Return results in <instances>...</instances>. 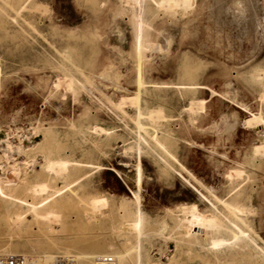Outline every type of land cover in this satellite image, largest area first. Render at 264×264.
<instances>
[{"label":"rangeland","instance_id":"rangeland-1","mask_svg":"<svg viewBox=\"0 0 264 264\" xmlns=\"http://www.w3.org/2000/svg\"><path fill=\"white\" fill-rule=\"evenodd\" d=\"M126 1L0 0V130L8 145L5 150L0 144L1 179L4 184L12 179L15 194L29 204L32 198L23 189L34 183L48 181L52 193L77 180L72 190L82 200L102 197L100 202L110 210L107 217L93 219L79 198L62 212L60 230L50 233L30 213L20 227L0 207V250L42 256V243L60 238L57 247L70 250L51 254L70 262L79 252L106 250L105 243L123 253L127 248L117 233L119 206L131 203L141 188L142 246L150 264H248L255 252L257 263L264 264L261 249L244 237L249 250L229 248L224 254L212 248L202 233L189 232L183 213L195 203L202 214L230 217L225 204L241 194L247 211L244 235L264 249V153L253 151L264 135L241 125L229 131L227 126L233 111L241 123L249 118L244 107L264 116V0H256L258 19L246 7L244 24L229 12L218 26L209 21L213 0H182L177 15L170 13L168 0H155L156 7L150 0H131L136 13L132 20ZM145 40L160 49H147ZM110 66L118 73L108 74ZM189 70L188 80L184 74ZM113 76H120L119 87L106 81ZM228 80L237 91V105L211 94L210 88L226 96ZM140 81L144 85L138 88ZM89 82L124 103L113 105L99 89L89 95ZM189 83L196 88H180ZM139 108L158 109L154 114L159 112L164 123L155 128L139 117ZM93 127L109 135L97 134ZM48 155L74 161L75 172L50 181ZM178 171L194 175L213 192L217 200L210 196L212 206L200 202ZM44 197L37 196L34 203ZM127 258L128 264L136 263L137 256Z\"/></svg>","mask_w":264,"mask_h":264},{"label":"bare ground","instance_id":"bare-ground-1","mask_svg":"<svg viewBox=\"0 0 264 264\" xmlns=\"http://www.w3.org/2000/svg\"><path fill=\"white\" fill-rule=\"evenodd\" d=\"M125 1L126 0H124V2ZM128 1H126V3L130 4V6H129L130 9H128V11H126V13L131 14V20H132V18L136 14L134 12V1H131V0H128ZM150 1L154 4L155 7L157 5H159L158 1L157 2L155 0H150ZM168 1L171 2L169 5L170 13L173 15L175 13V15H177L176 12L177 11L179 12V10L181 8L182 0H168ZM246 7L249 9V11H251L252 15L256 19L257 15H259L256 0H213V4H211L209 7V12H210L209 21L213 22L217 26L221 25V23L223 22V19H222L223 15H227V13L230 12L231 15L232 14L234 15L235 21L237 20L240 22V24H244L245 23L244 18H245L246 9H247ZM193 14H195V13H193ZM190 20H193V19H190ZM257 27H258V25H257ZM167 41H168V39H166V43H167ZM143 43L145 45H147L146 46L147 49L152 50V51L155 50V48H154L155 46L157 48L159 46L161 47L160 44L151 43L150 41H147V40H145ZM160 47H159V49H160ZM158 52H160V51H158ZM230 56H232V55H230ZM151 57H153V56H151ZM141 71H143V70H141ZM114 72L118 73V71L116 70V68L114 66H110L108 74H111V73L114 74ZM191 76H192V73L190 70L186 73V75L184 74V77H186L188 80H189V78L191 79ZM259 77H261V75ZM114 78H112V77L107 78L106 81H111L112 83L119 84L118 85V87H119L120 86V83H119L120 76H116L115 80H114ZM257 80H259V78ZM260 80H262V79H260ZM39 85H40V88L43 87L42 81H41V84L39 83ZM39 85H38V87H39ZM59 85H60V82H57V84H55V87H58ZM143 85L144 84L142 83V81H140L138 83V88L142 87ZM224 85L228 89V91L226 93H224V94H226V96H222L220 93H218L217 91L210 88L212 96L219 95V96L223 97L225 100L227 99L228 102H230L232 105H237V104H235V103H237V101L235 100V96H237V91L235 90V88H233L231 86V81L228 80ZM67 86L69 89H71V88H73V83L69 82V83H67ZM114 88H116V87H114ZM180 88L189 90V89H194L196 87H193V84L189 83L187 85L181 86ZM203 88H206V87H203ZM92 89H99V91H100L101 88L98 86V84L96 82H89V90H87L89 95L92 94V92H93ZM84 90H86V89L84 88ZM100 92L108 101L113 102V105H116L117 107L118 106L120 107V105H118V104L122 105L124 103V100H119L116 102V101L110 99L109 96L107 95V93H105V91L103 92V90ZM260 99H261V101L264 102V94ZM132 102L137 103V99L134 98L132 100ZM129 103H131V102H129ZM238 106H239V104H238ZM242 107H244V106H242ZM199 108L204 109L202 104L199 105ZM138 110H139V117H142L144 120L152 122V124L154 125L155 128L158 127L156 125L157 122L158 123H164V121H165V120L160 121V113L159 112L154 114V111L158 110V109H150V110L145 109V111H142L141 108H139ZM244 110L247 111L250 116L243 123H241L240 118H239V114L237 111H233V112L229 113V115L227 116V121H228L227 126L229 127L230 130L229 129L228 130L229 131H231V130L235 131L237 129V127L241 125V126L246 127L247 129H249V128L255 129L259 132L260 135H264L263 134L264 132L262 133V130L264 129V116H263V114L262 113L256 114V113L250 112V111H248L247 107H244ZM89 130H90V128H89ZM93 130L97 134L106 133L107 135H109V133L106 130H103L101 128L93 127ZM48 134H50V133H48ZM52 137H53V135H52ZM6 138H7L6 133H4L2 130H0V144L2 145V147L4 149L8 146L7 142H6ZM32 139H34V137L30 138L28 143L30 142V140L32 141ZM38 139H40V138L38 137ZM39 142H40V140H39ZM25 146H28V145H25ZM36 146L38 149L43 148L42 147L43 145H40V143H38ZM159 147L161 149H163V151L165 153H168L166 151V149L163 148V145L160 144ZM37 148H36V150H37ZM21 149H23V147H20L18 150H21ZM253 151H254L255 155H257V154L260 155V154H262V152L264 153V140L261 144H255ZM6 153H8V151ZM57 154H59L58 150H57ZM50 155H48L45 159L46 171L50 172L51 173L50 175L52 176V177H49L50 181H54L56 179H68L73 174V172H75L73 170V167L77 166V165H74V163H73L74 161L68 160L66 158H60V157H58L56 159H51ZM14 167L15 168L12 169V167H11L10 169H12L13 171L15 170V172H16L17 168H16V166H14ZM78 167L84 168V167H80V166H78ZM87 168H89V166ZM139 172H141V171H139ZM17 173L18 172H16V174ZM234 174L235 173H231V175H229V176H234ZM61 175H62V177H60ZM177 175L188 187L193 189L199 195L200 202H205L209 206H212V203H211L212 199L210 198V196H212V195H213V198L215 200H217L216 197L214 196L213 192L210 189H207V187H205L203 184L199 183L198 179L196 177H193L194 175L193 176L191 175L189 177L187 176L188 177L187 178L183 175V173H181V171H178ZM185 175H187V174H185ZM11 180L8 181L6 184H4L3 180L0 177V207L3 209V211H5V214L7 215L9 220H11V222H13V223H17V225L19 224L20 227L27 223L25 220V218H26L25 215L27 213H30L32 216L31 218H32L33 222L42 223V225L50 233H55V232L59 231L61 228L59 225V222L61 220L62 212L64 211V209L69 208L74 203L75 200L80 198L79 195L75 191L72 190L74 188V186L77 184V182H78L77 180H75L74 182L68 183L61 188L54 189V191L52 193H50V191H49L50 186H49L48 181H45V182H40V183H34L31 186H29V188L23 189L24 191L28 192V194L32 198V204H29L26 199L19 197L15 194V190H16L17 186L13 185ZM194 181H195V183H194ZM43 194H46V197H44L40 202L34 203L35 198L37 196L43 195ZM133 194H134V192H133ZM240 196H241V194H240ZM240 196H239V194H236V195L233 194L230 201L225 204L231 213L230 217L225 215L224 213L221 214L219 212L211 213L210 216L202 214L199 212V207H197L195 203L189 207H184L183 213L188 217L186 223H188V225L190 227L189 232H191L193 235H197L199 233H202L203 236H206L210 240V246L212 248H214L220 252H224V254H225V251L229 248H230V250H232L233 248H242V246H244V249L249 250V246H246L245 243H242L243 241L241 240V237H244L245 239L248 240V242L250 244L255 245L256 248H258L259 250L261 249V251L264 255V249L259 248L253 239H250L244 235L242 226H246L247 221H246V218L243 219V215L245 213L247 214V211H246V207L241 205ZM101 199H102V197L100 198V200ZM104 199H106V198H103V200ZM94 200H95V202H94ZM100 200H99V197L95 196L94 198H89L87 201L82 200V198H80L79 202L81 203V205L86 207L85 209L87 210V212L89 214L92 215L93 219H94V217H98V218L99 217L100 218L101 217H107L110 214V210L108 209V204L106 205L104 203H101ZM141 200L142 199H141V188H140V190H138L137 193H135L134 199L131 201V203H128V202L122 203L119 206V209L121 210L122 216H120V213H119V216L121 217V218L119 217L121 220L118 223L119 226H117V228L119 230L118 229H115V230H118L117 233L125 239L124 245H125V248H127V251L122 253L115 246V244L105 243L104 245L107 248L106 250L100 251V252H89V251L79 252V253L75 254V257H73L72 262H74L76 264H95V258L97 256H107V257L114 258L117 261V264H128V262H126L124 260L125 257L129 256V259L132 261L133 257L137 256L135 264H143V263L144 264H150L148 255H147L146 251L144 250V247L142 246L143 240L146 239V235L144 233L145 216L143 213ZM104 202H106V201H104ZM20 210L21 211L23 210L24 212H21ZM248 212H249V210H248ZM250 214H252V212ZM6 221H7V219H6ZM183 223L185 224V222H183ZM12 226L14 227V224ZM113 227L116 228V226H113ZM55 240L56 241L54 243L49 242V240H46L42 243V250H43L42 256H36V257H34V256L30 257L27 255H22V256L27 258V261L30 264H54L55 262H56V264H73L72 262H70L67 259L59 258L61 255L52 256L51 253L53 250L58 249V250H63L64 252L70 250V249H63V248L59 249L57 247L58 246L57 244L58 243L61 244V239L56 238ZM132 240H134V242H131ZM26 252L27 251H20L18 249L12 250L9 248H4V249L0 250V256H16L19 253L25 254ZM256 256H258L257 252H255V255L252 254L251 257H249L250 261H248V264H260L259 262L257 263Z\"/></svg>","mask_w":264,"mask_h":264},{"label":"built area","instance_id":"built-area-1","mask_svg":"<svg viewBox=\"0 0 264 264\" xmlns=\"http://www.w3.org/2000/svg\"><path fill=\"white\" fill-rule=\"evenodd\" d=\"M0 264H30L22 255L16 256H0ZM95 264H117V261L112 257L97 256Z\"/></svg>","mask_w":264,"mask_h":264},{"label":"crops","instance_id":"crops-1","mask_svg":"<svg viewBox=\"0 0 264 264\" xmlns=\"http://www.w3.org/2000/svg\"><path fill=\"white\" fill-rule=\"evenodd\" d=\"M210 99H211V98H209V100H210ZM207 102H208V100L206 101V103H207ZM206 103H205V104H206Z\"/></svg>","mask_w":264,"mask_h":264}]
</instances>
